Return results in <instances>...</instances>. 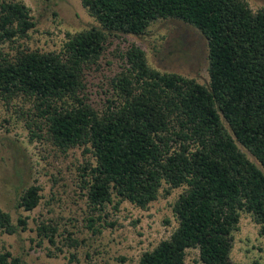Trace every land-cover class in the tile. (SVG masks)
<instances>
[{
	"label": "trees",
	"instance_id": "obj_1",
	"mask_svg": "<svg viewBox=\"0 0 264 264\" xmlns=\"http://www.w3.org/2000/svg\"><path fill=\"white\" fill-rule=\"evenodd\" d=\"M81 1L98 25L68 35L60 52L2 57L0 96L29 101L35 119L44 121L37 129L45 123L58 148L86 146L92 153L95 165L84 168L82 182L93 211L126 201L146 209L162 190L169 196L185 188L173 208L178 227L139 264H186L190 250L198 252L197 264H234L242 213L264 239V9L254 12L245 0ZM162 20L189 24L205 36L209 84L161 73L133 45L124 55L126 68L112 80V98L95 109L83 96L85 76L109 37L146 35ZM35 26L21 0L0 4V43ZM39 192L28 188L18 208L38 207ZM88 222L94 227L93 217ZM19 226L26 230L27 221L16 225L0 209V232L15 235ZM38 233L55 245V228L43 223ZM0 264L24 262L6 251Z\"/></svg>",
	"mask_w": 264,
	"mask_h": 264
},
{
	"label": "rangeland",
	"instance_id": "obj_2",
	"mask_svg": "<svg viewBox=\"0 0 264 264\" xmlns=\"http://www.w3.org/2000/svg\"><path fill=\"white\" fill-rule=\"evenodd\" d=\"M4 1L10 0H0V4ZM21 1L36 26L27 36L0 43V60H15L24 50L60 52L68 35L98 25L81 0ZM245 1L254 12L264 9V0ZM133 45L144 50L149 65L161 73L209 84L205 36L189 24L162 20L146 35L109 37L100 61L85 76L83 96L98 111L112 98V80L126 68L124 55ZM33 113L32 104L24 98L8 103L0 96V209L16 225L19 218L27 221V229L19 226L15 235L0 232V253L11 252L24 264H139L144 252L171 237L178 227L173 208L185 188L174 189L169 196L162 190L146 209L126 201L93 211L82 182L84 168L95 165L92 153L86 152V146L67 151L55 146L48 140L45 123L37 129L44 121L35 119ZM32 186L40 189L41 201L26 212L18 203ZM90 217L95 219L94 227L88 222ZM43 223L57 230L55 245L39 236ZM197 254L188 251L186 264H197ZM231 259L234 264H264V239L247 213L241 214L239 230L234 233Z\"/></svg>",
	"mask_w": 264,
	"mask_h": 264
}]
</instances>
